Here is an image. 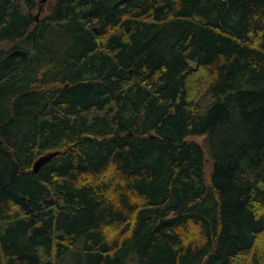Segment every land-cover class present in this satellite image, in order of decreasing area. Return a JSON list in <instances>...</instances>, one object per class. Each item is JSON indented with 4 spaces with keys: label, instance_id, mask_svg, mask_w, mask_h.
Returning <instances> with one entry per match:
<instances>
[{
    "label": "trees",
    "instance_id": "trees-1",
    "mask_svg": "<svg viewBox=\"0 0 264 264\" xmlns=\"http://www.w3.org/2000/svg\"><path fill=\"white\" fill-rule=\"evenodd\" d=\"M0 264H264V0H0Z\"/></svg>",
    "mask_w": 264,
    "mask_h": 264
},
{
    "label": "water",
    "instance_id": "water-1",
    "mask_svg": "<svg viewBox=\"0 0 264 264\" xmlns=\"http://www.w3.org/2000/svg\"><path fill=\"white\" fill-rule=\"evenodd\" d=\"M41 1H45V0H41ZM57 154H59V152H51V153L45 154L44 156L39 157L33 164V172L37 173L43 165L49 162Z\"/></svg>",
    "mask_w": 264,
    "mask_h": 264
},
{
    "label": "rangeland",
    "instance_id": "rangeland-1",
    "mask_svg": "<svg viewBox=\"0 0 264 264\" xmlns=\"http://www.w3.org/2000/svg\"><path fill=\"white\" fill-rule=\"evenodd\" d=\"M41 13H43V12H41ZM194 140L197 141L199 144H202V145L204 144V139H202V138H196Z\"/></svg>",
    "mask_w": 264,
    "mask_h": 264
},
{
    "label": "bare ground",
    "instance_id": "bare-ground-1",
    "mask_svg": "<svg viewBox=\"0 0 264 264\" xmlns=\"http://www.w3.org/2000/svg\"><path fill=\"white\" fill-rule=\"evenodd\" d=\"M39 2V1H38ZM42 2V1H41ZM47 9V8H46Z\"/></svg>",
    "mask_w": 264,
    "mask_h": 264
}]
</instances>
